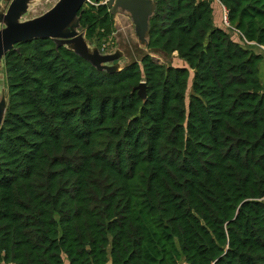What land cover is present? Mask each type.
Here are the masks:
<instances>
[{
	"label": "trees",
	"instance_id": "trees-1",
	"mask_svg": "<svg viewBox=\"0 0 264 264\" xmlns=\"http://www.w3.org/2000/svg\"><path fill=\"white\" fill-rule=\"evenodd\" d=\"M155 1L119 71L49 37L5 55L0 264H264V0H220L229 26L216 0ZM81 30L108 52V3Z\"/></svg>",
	"mask_w": 264,
	"mask_h": 264
},
{
	"label": "water",
	"instance_id": "water-1",
	"mask_svg": "<svg viewBox=\"0 0 264 264\" xmlns=\"http://www.w3.org/2000/svg\"><path fill=\"white\" fill-rule=\"evenodd\" d=\"M8 1V0H7ZM34 0H12L7 9L0 4V69L5 55L22 41L34 38H52L57 46H66L88 60L98 70L116 72L122 69L119 60L123 52H104L95 44H90L81 30V11L85 3L92 0H58L45 13L23 19ZM111 8L114 16L118 12L128 13L135 26V33L140 45L148 50L150 20L156 10L155 0H101ZM119 61L118 63H114ZM145 101L147 98L146 82L142 81L134 88ZM7 109V94L0 99V129Z\"/></svg>",
	"mask_w": 264,
	"mask_h": 264
},
{
	"label": "rangeland",
	"instance_id": "rangeland-1",
	"mask_svg": "<svg viewBox=\"0 0 264 264\" xmlns=\"http://www.w3.org/2000/svg\"><path fill=\"white\" fill-rule=\"evenodd\" d=\"M11 1L12 0H8V1L0 0V4L2 5V8L7 9ZM57 2L58 0H34L30 4L29 10L25 14L23 19H30L39 16L45 13L47 10H49ZM215 3H217L220 6V8L222 7V11L224 13V8H223L224 6L220 2V0H216ZM218 16L219 13L217 14V18H219ZM115 24H116V31L114 33L112 41L107 43L108 47H110L108 52L109 53H115L117 51L123 52L122 53L123 59L119 61L122 66H125L126 64L130 63L133 60L140 59L148 50L140 45L138 41V37L135 33V26L133 24L131 16L128 13L124 11L118 12L117 15L115 16ZM3 26L4 24L0 22V29ZM233 37L239 40V35H237V33L234 31H233ZM253 47L256 51L262 52L264 54L263 47L261 48L256 46ZM151 55L155 61H158L160 63L172 64L174 66L185 65V62L177 57V53H174V56H169V57L164 56L161 53H155V52H152ZM119 61H115L114 63H118ZM263 76H264V71H263ZM5 91H6L5 78L2 71L0 70V99L2 95L5 94Z\"/></svg>",
	"mask_w": 264,
	"mask_h": 264
},
{
	"label": "built area",
	"instance_id": "built-area-1",
	"mask_svg": "<svg viewBox=\"0 0 264 264\" xmlns=\"http://www.w3.org/2000/svg\"><path fill=\"white\" fill-rule=\"evenodd\" d=\"M89 2H92V1H89ZM105 3V2H104ZM224 8V22L226 23V25H228L229 26V22H228V13H227V10H226V8L225 7H223ZM249 44H252V45H256V43H254V42H248Z\"/></svg>",
	"mask_w": 264,
	"mask_h": 264
}]
</instances>
